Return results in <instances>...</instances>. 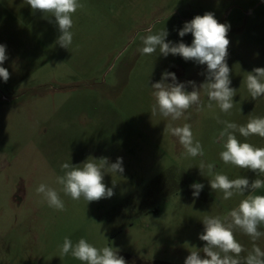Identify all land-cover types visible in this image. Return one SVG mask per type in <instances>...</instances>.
<instances>
[{"label":"rangeland","instance_id":"1","mask_svg":"<svg viewBox=\"0 0 264 264\" xmlns=\"http://www.w3.org/2000/svg\"><path fill=\"white\" fill-rule=\"evenodd\" d=\"M85 4L73 16V43H56L59 30L24 0H0V44L10 72L0 79V239L5 264H81L71 255L59 258L65 236L97 247L112 246L119 254L156 264H184L199 239L205 216H223L244 196L222 199L210 188L198 168L200 157H184L178 139L165 131L167 124L192 125L203 146L206 162L229 179L256 174L225 165L219 157L222 142H213L224 127L221 120L244 125L264 117V97L253 100L243 81L246 72L264 67V0H80ZM213 12L228 23L230 46L227 64L231 87L237 90L234 107L185 113L172 122L151 115V85L165 71L177 81L197 86L205 82L206 65L182 57L142 55L141 37L167 30L166 41L191 44V33L178 31L196 15ZM171 83V79L166 81ZM201 101L208 103L201 91ZM241 142L245 138L236 133ZM264 147V138L247 141ZM123 159V174H105L113 188L111 198L87 204L60 193L63 212L40 202V183L55 184L65 162L82 164L87 158ZM115 184V186L113 185ZM193 183L204 185L198 198ZM256 194H264V189ZM247 195V194H245ZM264 231V226L260 228ZM236 239L245 252L253 241L240 231ZM264 250V237L255 241ZM201 256L204 254L201 252ZM3 258V259H4Z\"/></svg>","mask_w":264,"mask_h":264},{"label":"clouds","instance_id":"2","mask_svg":"<svg viewBox=\"0 0 264 264\" xmlns=\"http://www.w3.org/2000/svg\"><path fill=\"white\" fill-rule=\"evenodd\" d=\"M24 3L30 6L33 12L38 11L45 19L55 23L60 33L56 43L62 48L69 49L74 36L73 16L78 10H83L85 4L80 0H24ZM229 30L228 23H220L213 12H205L185 22L178 31L181 38L191 33L193 39L190 45L182 41L178 43L166 41L169 35L166 29L155 34L149 29V34L141 37L143 46L138 51L142 55H152L159 49L160 55L164 57L169 54L178 55L185 61L206 65L204 83L197 86L194 81L187 82L192 88L191 91L187 90L185 83L177 81L175 73L168 71L162 73L161 80L151 85L154 100L151 115L159 114L164 119L175 122L182 117L187 119L185 113L192 108L197 112L205 109L214 111L215 106L222 113H230L235 104L233 98L237 90L231 87L232 70L227 64ZM7 59L6 46L0 44V65ZM9 78L8 69L0 66V79L6 83ZM169 79L171 83L166 82ZM243 83L253 100L264 97V67H256L251 72H246ZM201 91L206 93L208 100L206 106L201 101ZM215 119L224 126L218 137L213 139L214 143L222 142L220 160L225 165L250 170L256 177L264 176V147L246 142L247 138L254 135L264 138V117H252L244 125L221 120L219 116H215ZM165 131L178 139L184 150L182 156L201 158L198 165L201 174L211 177L210 188L214 192L222 193L223 200H229L236 195L245 197L223 216L204 217L202 220L204 230L199 239L205 242V245L202 249L192 247L184 264H264V250L255 244V241L264 237V231L260 230L264 226V194H256L257 190L264 189V179L256 178L251 182L244 176L229 179L226 174L215 171V163L205 161L203 146L195 138L190 123H184L182 126H173L169 123ZM236 133L244 137L245 142H241ZM61 170L63 175L55 176V184L60 186L59 189L48 183H40L35 189L41 203L60 212L66 210L61 192L73 201L83 199L87 204L111 198L114 191L105 185L104 176L106 173L122 175L124 172L122 157H118L114 163H110L107 157L99 159L89 157L78 165L65 162L61 165ZM113 185L115 186L114 183ZM190 187L193 189V197L198 198L204 185L193 183ZM237 231L253 241V247L244 256L241 254L246 250L236 239ZM118 253L117 248L107 245L97 247L85 238L73 243L65 236L62 245L59 246V258L71 255L81 264H127L124 257Z\"/></svg>","mask_w":264,"mask_h":264},{"label":"trees","instance_id":"3","mask_svg":"<svg viewBox=\"0 0 264 264\" xmlns=\"http://www.w3.org/2000/svg\"><path fill=\"white\" fill-rule=\"evenodd\" d=\"M119 254V253H118ZM120 256L124 257V259L126 260L127 264H156V263H146L143 262L141 260H136L128 255H124V254H119Z\"/></svg>","mask_w":264,"mask_h":264},{"label":"crops","instance_id":"4","mask_svg":"<svg viewBox=\"0 0 264 264\" xmlns=\"http://www.w3.org/2000/svg\"><path fill=\"white\" fill-rule=\"evenodd\" d=\"M3 239H0V264H5V255H8L4 249ZM4 258V259H3ZM8 264V263H7ZM40 264V263H39Z\"/></svg>","mask_w":264,"mask_h":264}]
</instances>
